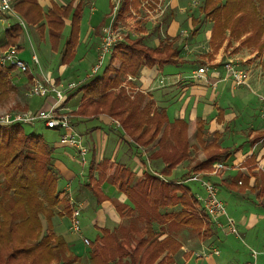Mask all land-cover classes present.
Instances as JSON below:
<instances>
[{"label": "trees", "instance_id": "trees-1", "mask_svg": "<svg viewBox=\"0 0 264 264\" xmlns=\"http://www.w3.org/2000/svg\"><path fill=\"white\" fill-rule=\"evenodd\" d=\"M85 1L68 0L65 4H57L51 0L44 11L39 0H15L13 9L27 26L37 25L41 36L47 33L53 50L60 41L65 19L69 18L70 29L61 53V64H66L75 55ZM138 4L139 0H123L117 19H122L130 6L137 7ZM199 9L204 19L212 23L209 44L213 51H217L224 40L227 41L226 45L233 40L238 42L239 47H248L258 54H264V0H203ZM2 19L7 20L8 24L3 29L0 49L19 44L22 26L11 16L6 15ZM199 22L198 19L192 20V35L197 33ZM183 62L180 49L173 42L161 40L156 47H150L141 43L139 38H126L113 47L104 73L93 75L78 87L85 101L78 109L84 105L103 104V113L113 119L119 118L124 133L136 145L146 147L156 141L157 149L152 152V158L161 159L168 175L189 156L187 122L179 118L168 125L164 108L153 107L151 101L143 104L141 94H138V99L129 98L121 85L131 83V78L136 77L143 67L161 68L166 64ZM12 70L13 67L0 64V95L15 89L9 78ZM220 136V133L214 132L207 142L204 123L196 122L194 138L204 146L205 159L194 166L195 170H211L214 162H224L237 149L222 148ZM259 138L256 136L253 141ZM53 150L42 135L24 133L21 124L0 125V194L11 193V198L27 207L24 221L30 218L35 221L37 211H49L43 204L54 207L61 200L69 201L66 191L57 190L59 173L53 165ZM250 156L249 161L253 162V153ZM95 169L97 180L93 182L92 172ZM88 172L90 181L94 183L90 188L96 194L98 203L106 199L98 192L103 182L114 185L130 203V206L116 205L120 216L130 218L128 228L121 229L123 238H119L114 231L100 228L98 235L89 240L87 253L90 264H169L181 246L173 232L186 227L201 231L204 237L214 233L211 232L214 226L207 221L206 213L186 185L187 182H164L148 172L132 181L133 173L129 169L108 158L101 159L96 165L92 163ZM238 181L245 188L256 190V194L263 197L259 203L264 206V175L252 187H249L247 177L240 176ZM1 201L0 196V204ZM176 206L179 210H168ZM0 211V264H51L52 260L57 261L55 264H74L77 256L68 254L67 242L62 235L55 234L51 226L40 235L37 225L33 230L37 232L34 237H38L28 243L22 235L13 236L11 219H7L10 214H3L2 208ZM139 222H142V226H139ZM154 223L159 226L158 232L154 229ZM162 233L166 235L159 239Z\"/></svg>", "mask_w": 264, "mask_h": 264}, {"label": "rangeland", "instance_id": "rangeland-1", "mask_svg": "<svg viewBox=\"0 0 264 264\" xmlns=\"http://www.w3.org/2000/svg\"><path fill=\"white\" fill-rule=\"evenodd\" d=\"M48 1L49 3L51 2V0H44V6H43L44 11H46L48 8L47 7ZM52 1L56 2L57 4H65V2H67L68 0H52ZM201 1L203 2V0H192L190 4L192 7L189 8L188 11L191 12L190 14L198 15L203 18V14H201L198 11L200 10L199 8L202 4ZM122 2L123 0L121 1L120 4H122ZM91 7H94V11L92 10ZM111 11H112V1L110 2V0H86L83 3L82 14L79 22V30L80 32H82V39L76 55H74V57L70 59V61L66 64H61V53L70 29L69 18L65 19L66 25L62 30L61 38L56 47V50H53L46 32L44 33L43 36H41L37 28V25L30 27L27 26V24L24 22L26 25L25 28L26 30L23 29V33L18 39L19 44L22 42L21 47L19 46V44H17L18 46L17 45H13V46H15L14 51L18 54V56L27 62L29 71L18 72L17 70H12L9 73L10 81L15 86V89L9 90V92H7L5 95H0V115H6L5 113H10V112L11 113L18 112L23 114L26 113L27 111L35 112L37 110L46 109L49 107L47 105H44L43 108H38V106L45 103V101L48 102V98L50 96L41 97V96L30 95L29 91L33 82L32 80L33 76L39 79L40 78L39 76L42 75L43 73L44 75L46 73H49L46 74L45 76L49 78L54 85L56 86L61 85V87L66 86V84L69 82L78 83L81 81L83 84L87 82L89 79L87 76L90 74L91 66L95 62L97 55V47L100 43V41H98L99 30L102 28L103 24L105 25V23L106 24L110 23ZM135 11L138 13H142L140 9H135ZM128 12L130 13L129 10ZM132 15L136 16L134 15V13ZM4 16H1V19L4 18ZM104 17H107L106 20ZM102 18L104 19L101 20ZM129 20H130L129 18L127 19L124 17L119 20L121 33L124 34L125 39L139 38L141 39V43L150 47H154L156 46L158 40L160 39L162 40L163 38V35L160 32L163 31L162 33L165 34L164 30L161 27V24L159 23L153 25L152 22L147 24V21L149 20H143L141 22L139 21L135 22L133 20H131L130 22ZM4 21L5 22L3 23L5 24L6 20ZM1 22H0V39L3 35V29H4V25H2ZM157 25H158V29H157ZM201 26H202L201 28L202 33L200 37L201 39L195 41L192 39V37H189L187 40L183 41L184 44L186 43L191 48V52L188 53L186 52V56L191 60H194V62L198 60L197 58H199V56L202 55L203 52H207V53L210 52V47L208 46V41H207L208 24L207 23H205V25L201 24L200 27ZM30 28H32V31ZM190 31L191 28L190 30L187 29L185 32L189 34ZM1 41L2 39L0 40V42ZM78 43H79V38H78ZM11 47L12 46L0 49V56L5 50ZM221 49L222 51L219 52V56H220L219 60L217 62L207 60L210 63L209 65L218 66V65H224L227 62H231L234 65H236L238 68L242 69L244 72L249 73V75L251 74L250 79H248L251 89L244 86L242 87L247 90L250 99L252 100L253 104H255L254 109L259 108L258 110L260 111L261 102L257 94L264 92V54H258L254 49L248 47H239L238 42L233 40H231L230 45H225V47ZM180 51L182 53H185L182 51L181 47H180ZM33 53L37 57L38 60L37 62L32 61L31 55ZM109 58L110 57H106L105 63L95 75H102L104 73V68L108 65ZM194 65H196V63ZM28 73L33 74V76L28 77L29 75ZM228 80L234 82L231 79V77H228ZM121 86L124 90V93L128 95L129 98L133 99L134 97H136V99H138L137 92L139 91L134 93L133 91H136V89L132 85H130L129 83L128 84L122 83ZM81 95H82V91H80L79 88L77 90L74 89L72 92L70 91V93L68 92L64 101L62 102V107H63V111L70 116L74 129L82 135L83 140L85 141V138L83 136L84 130L82 128L81 129L79 128V130H77L78 122H79L77 120V117L91 118L93 116L98 117L100 115H106V113H103L105 111V109L103 108V104L100 105L95 104L92 106L84 105L82 108L79 107L78 109V106L84 101L82 100ZM256 104L258 105L256 106ZM82 110H84L83 113H78V111L80 112ZM94 121L96 120H92V121L88 120L86 122L89 123ZM112 121L121 127L119 118L113 119ZM262 124L264 123L262 122ZM21 127L24 133L26 134L34 133V134L42 135L43 139L52 147L54 146V144L57 143L61 144L59 141V132L55 129L46 128L42 122L38 121L35 122L34 124L23 123L21 124ZM250 130L252 131L251 128ZM250 130L248 129V127H246L243 130L242 134L244 135L243 136L244 138L250 135L251 133ZM193 134L194 132L192 133V137H191L192 139L190 138V141L188 140L190 146L188 150L189 156L183 159V161L185 162L182 164L181 166L182 168L173 170L179 163L182 162L181 161L172 169L173 171L171 170L170 172L171 174L169 173L170 175L168 174L169 175L168 176L166 174L168 173L167 172L168 170L165 168V164L161 161V159H159V161H161L162 163L160 164L161 166H159L158 163H157L158 165L156 166L151 163L154 169L150 165L152 169L147 168L145 172H148L156 176L157 178L163 180L164 182H173L168 180H173L175 178H178L183 172L184 175H188L189 173L194 171L211 173L213 169V165L216 162L212 164L211 170H195L194 166H196L198 162H201L205 159V152H204V146L198 144V142L194 139ZM186 137L188 138V130L186 132ZM205 139L207 140V142L211 140V135L208 134L206 131H205ZM154 143H156V141ZM152 144L153 143H150L149 145ZM170 144L172 146L173 141H171ZM261 144L262 142L260 143V146ZM260 146L258 144L257 149L255 148L254 151L255 150L258 151V148H260ZM263 146L264 144L262 145V147ZM198 147H200L202 151L199 150ZM243 148H245L246 150V148L248 149V146L244 145ZM168 149L169 151L171 150L170 147ZM250 151L252 152L253 149L251 148ZM199 153H203L202 154L203 157L201 156L202 159H199L201 158L199 157ZM150 156L151 159L150 158L149 159L152 162L155 161L153 160L151 154ZM86 160H88V155L86 156ZM258 165L259 167L264 168V161L259 160ZM224 172L226 173V178L229 177L230 180L229 182H231L229 186L220 184L219 181L220 176L219 179H217L215 175L207 176L206 178L211 182L216 183L217 197L220 201H222L226 214L234 220L238 230V235L229 233L226 229H217V237L216 239H214L215 237H212L213 233L212 235L209 236L207 235L206 237H204V235L202 236L201 231L196 232L191 230L190 228L188 229L186 227H182L177 232H173V234L178 239V241L180 242L181 246H183V248L180 246V248L173 254L172 260L169 264L175 262L173 259L175 254L177 256L175 264L176 263L209 264L207 261L203 262V259L207 257L204 256V254L206 255L210 254V251L216 248L218 249L219 254L221 253L220 258H223L222 261H219L220 262L219 264H226L224 262L225 259L230 260L229 261L230 264H246L247 262L253 261V258L251 256L252 252L257 253V257L255 260L256 263L264 264V206L260 205L259 203L263 201V197L258 196L256 194V190L252 191L250 190V188L243 189L245 187L242 186L240 183H237L238 178H240V173L236 168L230 169L228 167V169H225ZM261 172L262 171H260V174L262 176L257 175L259 179L263 178L264 173ZM179 182H184V180H179ZM186 185L190 188L191 192L199 200L200 207L202 208L201 205L203 202L202 198L205 196L204 188L197 181H188ZM57 190L61 191V189L58 186V182H57ZM0 196L2 200L0 204V208H2L3 214L5 215L10 214L7 219L9 220L11 219V226H13L14 228V231L12 233L13 236L22 235L27 239L28 243H32L38 237V236L34 237V234L37 232L33 230L37 227V225L39 227L37 228V231L40 230L41 232L40 235L43 234V232H45L47 230V227L49 226H51V229L54 231L55 234H58L54 229L52 218L54 216L60 217L63 214L67 215L70 212L68 202L61 200L59 204L55 205L54 207L49 206L47 204H43V207H45V209L49 211H43V210L37 211L36 212L37 219L35 221L32 218L28 219L27 221H24L23 218L25 216V213H27V207H25L21 202L16 201V199L11 198V193L3 194L1 192ZM127 205L130 206V203ZM168 210L177 211L179 210V207L176 206L174 208H168ZM0 213L2 212L0 211ZM243 216H245L246 218V224L241 225L238 223V221ZM126 219L127 221L130 222L129 217L126 216ZM207 221L209 222L208 217H207ZM36 222L38 224H36ZM14 223L15 225L16 224L18 225L14 226ZM138 224L139 226H142V222H139ZM158 228H159L158 224L154 223V229L157 232H158ZM213 231L216 230H213L212 228L211 232ZM114 232L117 234L119 238H123L124 235L123 231L122 234L119 233V230L118 231L116 230ZM165 235L166 233H162L159 236V239H162ZM30 238L32 239L29 240ZM78 245L82 246L81 243ZM83 245H84V249L80 254L79 259L76 254L68 250V254L77 256V259H75L74 264H90L87 253L90 246L89 244L88 245L83 244ZM213 256L214 259L215 256L217 255H213ZM55 263H57V261L52 260L51 264H55Z\"/></svg>", "mask_w": 264, "mask_h": 264}, {"label": "crops", "instance_id": "crops-1", "mask_svg": "<svg viewBox=\"0 0 264 264\" xmlns=\"http://www.w3.org/2000/svg\"><path fill=\"white\" fill-rule=\"evenodd\" d=\"M144 1L145 0H139L137 7L130 6V13L127 12L124 18H129L130 22L131 20L135 22L149 20L147 24L150 22H152L153 25L158 23L161 24L165 32V34L162 33L163 31L160 32L163 35L162 40L173 42L179 49L181 47L182 51L185 53L180 51V55L185 62L179 64H166L161 68L156 66L151 68L143 67L136 77L131 78V83L129 84L136 89V92L139 91L137 93L141 94L143 104L147 101H151L154 107H160L166 110L168 125L179 118L185 120L188 125L189 141L195 130L197 121H202L204 123L205 131L211 136L214 132L220 133L221 136L219 141L222 148L237 149L227 160L222 162L225 168L215 174V177L219 179L220 176V184L229 186L231 182H229V177L226 178L224 170L228 169V167L230 169L236 168L240 176L248 178L249 187H252L259 179L257 175L262 176L260 171L264 173V168L258 165L259 160L264 161V146L262 147L264 144V124H262L259 118V108L254 109L255 104H253L250 99L247 90L242 87L243 85H236L234 82L228 80L230 76L227 75L224 65H209V61L217 62L219 60V52L222 51L221 48L225 47L227 41L224 40L217 51L212 50L209 44L212 23L204 19V17L202 18L198 15L190 14L191 12L188 11V9L192 7L190 5L192 0H162L163 3H166V7H164L163 12L157 16H155V12L154 15L151 16L145 13L144 7H142ZM39 2L43 7L44 0H39ZM49 6L50 3L48 1L47 7ZM121 6L122 4H120V9ZM91 8L94 11V7ZM135 9H140L142 13L136 12ZM132 11L135 12L134 15L136 16L132 15ZM198 11L200 12V10ZM104 18L106 20L107 17ZM194 19L200 21L197 25L198 31L195 35H192L191 31L187 34L185 31L187 29L190 30V28L192 30V20ZM3 22H1V24L4 25L5 28L8 21L6 20L5 24ZM205 23L208 24L207 41L210 52H203L202 55L197 58L198 60L194 62V60L186 56V52H191V48L186 43L184 44L183 41L187 40L189 37H192L195 41L201 39L202 26L200 27V25H205ZM30 29L32 31V28ZM81 39L82 32L79 30V43L76 47L75 55L80 46ZM100 39L101 29L99 30L98 41H100ZM160 41L161 39L158 40L156 46ZM21 43L19 44L20 47ZM195 63L196 65H194ZM199 66L207 67L205 77L200 79L193 77L194 72ZM29 75L28 77L33 76V74ZM250 77L251 74L249 75V79ZM52 101L53 99L49 97L48 102L45 101V103L38 106V108H43L44 105L49 106ZM257 105L258 104H256V106ZM77 120L79 121L77 130H79V128L84 130V142L89 149L86 163L82 164L80 162L74 148L59 143L54 144L52 157L53 165L59 173V188L68 193V198H73L76 202L81 203V231L80 233H75L70 229L71 205L69 201L70 212L60 217L54 216L52 222L55 231L63 236L68 244L69 250L76 254L79 259L84 249L83 237L89 240L95 238L100 228H106L110 231L119 230V233L122 234L121 229L127 228L129 225L126 216H120L116 209L117 204H129V201L125 194L119 191L114 185L109 182H103L98 192H100V195H104L106 199L100 203L97 202L96 194H94L90 188V186H93V182L97 180V170L95 169L92 172L94 181L91 182L88 172L90 165L92 163L96 165L101 159L108 158L124 165L133 172V181H135L143 175L147 168H153L151 163L155 166L158 164L161 166L160 164L162 163L159 159L153 158V160H155L153 162L150 160V154L157 149L156 143L146 147L136 145L124 133L122 128L112 121V118L106 115H100L91 118L77 117ZM88 120L96 121L87 123L86 121ZM246 127H248L249 130L251 128L252 131L250 130V135L244 138L242 132ZM256 136L260 138L257 141H253ZM261 142L262 144L260 146ZM258 144L260 148L262 147L261 149L258 148L259 152L256 150L254 151L255 148L257 149ZM244 145L248 146V149L246 148L245 150V148H243ZM198 148L202 151L200 147ZM251 148L253 149L252 152L250 151ZM251 153H253L254 156L253 162L249 161ZM202 154L203 153H199V157H201ZM202 157L199 159H202ZM184 162L185 161L179 163L173 170L182 168L181 166ZM185 176L187 178L189 175H184L183 172L178 178L172 181L183 180ZM238 223L241 225L246 224L245 216L241 217ZM214 230L216 231H214L212 237L216 239L217 229ZM80 243L82 246L78 245ZM181 247L183 248V246ZM213 255L204 254V256L207 257L203 259V262L207 261L209 264H219V261H222L223 258H220L221 253L215 256L214 259ZM176 257L175 254L173 258L175 262ZM229 261L230 260L225 259L224 262L230 264ZM175 262L172 264H175Z\"/></svg>", "mask_w": 264, "mask_h": 264}, {"label": "built area", "instance_id": "built-area-1", "mask_svg": "<svg viewBox=\"0 0 264 264\" xmlns=\"http://www.w3.org/2000/svg\"><path fill=\"white\" fill-rule=\"evenodd\" d=\"M15 0H0V20L1 16L8 15L14 18L24 30H26V25L22 18H20L13 9V3ZM112 1V11L110 23L105 24L101 28V39L97 47V55L94 64L91 66V72L87 76L88 78L95 75L105 63L106 57H110L113 47L125 40L124 34L121 33V27L119 25V20L117 19L120 3L122 0H111ZM144 11L148 16L160 15L166 3L162 0H145L142 3ZM135 13L132 11V14ZM138 17V16H137ZM14 47L8 48L0 56V64L5 67H13L14 70L18 72L29 71V67L26 61L21 59L18 54L14 51ZM32 61L37 62V57L33 53L31 55ZM224 69L236 85H243L250 88L248 82L249 73L244 72L242 69L238 68L231 62L224 64ZM207 70L206 66H199L194 72V78H204L205 72ZM43 75V74H42ZM33 82L30 87L31 96H50L53 101L46 109H40L35 112L27 111L26 113H5L6 115H0V125H14V124H34L35 122H42L46 128L55 129L59 132V141L62 145L74 148L76 154L82 164L86 163V155L88 153V146L85 144L82 135L77 132L72 124V120L69 115L63 111L62 102L64 101L66 95L70 91L81 86L83 83L80 81L69 82L66 86L61 87V85H54L49 78L45 75L42 77L32 78ZM82 83V84H81ZM134 93L136 91H133ZM132 94V93H131ZM132 96V95H131ZM257 96L261 102V108L259 111V118L264 123V92L258 93ZM225 168L222 162H216L213 165L211 173L197 172L189 175L185 178L184 182L197 181L204 188L205 196L202 198V208L206 213L209 221L212 223L215 229H226L229 233L238 235V230L234 220L229 217L226 212L222 201L217 197V186L215 183L208 180L206 177L208 175H215L219 171ZM169 181V180H168ZM175 183H180L179 181H173ZM241 183V181H238ZM69 203L71 205V217H70V229L75 233H80V215H81V203L76 202L73 198H69ZM225 227V228H224ZM83 244L88 245L89 239L83 237ZM210 254L218 255V249H213ZM251 256L253 261L247 262L246 264H256L257 253L252 252Z\"/></svg>", "mask_w": 264, "mask_h": 264}]
</instances>
